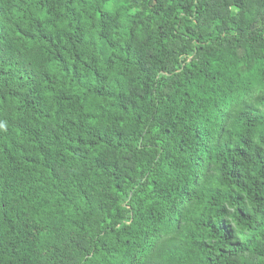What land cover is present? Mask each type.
Returning <instances> with one entry per match:
<instances>
[{
    "label": "clouds",
    "instance_id": "9594fccd",
    "mask_svg": "<svg viewBox=\"0 0 264 264\" xmlns=\"http://www.w3.org/2000/svg\"><path fill=\"white\" fill-rule=\"evenodd\" d=\"M0 264H264V0H0Z\"/></svg>",
    "mask_w": 264,
    "mask_h": 264
}]
</instances>
